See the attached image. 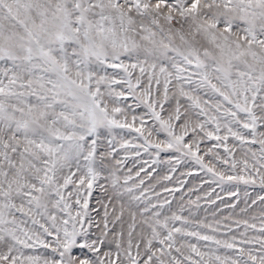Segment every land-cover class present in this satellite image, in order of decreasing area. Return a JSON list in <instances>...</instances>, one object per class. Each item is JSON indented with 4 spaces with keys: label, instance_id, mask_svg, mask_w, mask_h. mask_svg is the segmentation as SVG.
<instances>
[{
    "label": "snow or ice",
    "instance_id": "1",
    "mask_svg": "<svg viewBox=\"0 0 264 264\" xmlns=\"http://www.w3.org/2000/svg\"><path fill=\"white\" fill-rule=\"evenodd\" d=\"M0 264H264V0H0Z\"/></svg>",
    "mask_w": 264,
    "mask_h": 264
},
{
    "label": "rangeland",
    "instance_id": "2",
    "mask_svg": "<svg viewBox=\"0 0 264 264\" xmlns=\"http://www.w3.org/2000/svg\"><path fill=\"white\" fill-rule=\"evenodd\" d=\"M217 192H220V190L219 189H217ZM221 195H224L223 193H220Z\"/></svg>",
    "mask_w": 264,
    "mask_h": 264
}]
</instances>
